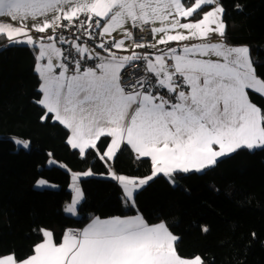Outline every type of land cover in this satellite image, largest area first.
Returning a JSON list of instances; mask_svg holds the SVG:
<instances>
[{
	"label": "snow or ice",
	"instance_id": "obj_1",
	"mask_svg": "<svg viewBox=\"0 0 264 264\" xmlns=\"http://www.w3.org/2000/svg\"><path fill=\"white\" fill-rule=\"evenodd\" d=\"M223 13L217 0H0V37L38 47L41 120L62 124L81 157L92 151L110 164L128 147L150 158L148 177L110 172L125 202L134 205L138 191L158 175L174 183L176 174L201 172L242 147H264V110L249 95L264 96V79L247 46L213 42L225 36ZM145 27L149 42L135 35ZM48 30L53 34L45 36ZM82 36L98 41L106 55L81 43ZM57 43L72 45L74 53L65 54ZM136 62L148 75L127 85L122 70ZM16 143L27 148L30 141ZM81 175L93 172L72 174L68 212L83 198ZM41 233L30 254H0V264H204L200 255H181L179 237L166 222L150 224L142 215L97 216L60 240L50 230Z\"/></svg>",
	"mask_w": 264,
	"mask_h": 264
},
{
	"label": "trees",
	"instance_id": "obj_2",
	"mask_svg": "<svg viewBox=\"0 0 264 264\" xmlns=\"http://www.w3.org/2000/svg\"><path fill=\"white\" fill-rule=\"evenodd\" d=\"M219 2L226 24L223 39L247 46L256 74L264 79V0ZM36 62L34 47L0 37V254H30L42 229L60 240L95 215L139 212L150 224L166 222L179 237L183 256L200 255L204 264H264V147H242L201 172L176 174L174 183L158 175L138 191L134 205L126 203L118 182L101 176L110 164L92 151L81 157L67 143L62 124L41 120ZM249 95L264 110V97ZM17 138L30 141L29 146L16 143ZM112 166L127 176L152 173L150 159L128 147H122ZM89 169L93 175L78 181L84 194L78 214H68L72 173ZM40 178L48 182L43 187L37 186Z\"/></svg>",
	"mask_w": 264,
	"mask_h": 264
},
{
	"label": "built area",
	"instance_id": "obj_3",
	"mask_svg": "<svg viewBox=\"0 0 264 264\" xmlns=\"http://www.w3.org/2000/svg\"><path fill=\"white\" fill-rule=\"evenodd\" d=\"M83 18V17H82ZM73 32L75 33V36H80L79 32H75V30H73ZM52 31L48 30L44 35L48 36V35H52ZM135 35L137 36H142L144 38V42H149L152 40V36L150 35V29L145 27L144 30L137 32ZM64 36L66 39L68 40H73L74 36L72 33L68 32L67 30L64 31ZM81 43H86L88 46L93 47L97 50H100L97 46L98 41L93 42L91 40L88 39V37L86 36H82L81 37ZM59 45L64 49L65 54H67V52L69 50H72L74 53V48L72 47V45H61L59 43ZM160 47H164V46H160ZM102 50V49H101ZM103 51V50H102ZM136 51H141V50H136ZM149 51H156L155 49H150ZM91 61H89V65H91ZM124 73H128V76H125ZM122 77H123V83L127 84V85H131L133 83H135L136 80H138L141 76L144 75H148L145 71H144V66L141 62H136L134 65H130L128 67H126V69H124L121 73ZM163 92V90H162ZM73 231H78V229H71Z\"/></svg>",
	"mask_w": 264,
	"mask_h": 264
},
{
	"label": "crops",
	"instance_id": "obj_4",
	"mask_svg": "<svg viewBox=\"0 0 264 264\" xmlns=\"http://www.w3.org/2000/svg\"><path fill=\"white\" fill-rule=\"evenodd\" d=\"M217 3L219 4V5H221V3L219 2V0H217ZM222 6V5H221ZM208 10H210V8L209 9H207L206 11H208ZM222 19H223V17H222ZM31 35L33 36V37H36L38 34L35 32V31H33L32 33H31ZM113 35L115 36V38L116 39H121L122 38V36H123V34L122 33H113ZM213 42H221V41H223L224 43H226L227 45H229L226 41H225V39H223V37H218V36H213ZM48 41L47 40H45V43H47ZM195 42H198V41H193V43H195ZM26 45V44H25ZM31 47H34V46H32V45H30ZM172 46H177L176 45V43L175 42H173V44H172ZM229 46H232V45H229ZM237 46H245V45H237ZM57 47H61L60 45H59V43H57ZM90 49H93V47H90V46H88ZM34 49H35V52H36V59L38 58V55H39V51H38V47H34ZM95 49V48H94ZM95 51H97V52H100L102 55H106V53H104L101 49L100 50H97V49H95ZM113 51H115L118 55H127V54H129V53H126V52H123V51H121V50H117V49H113ZM38 63H42L41 61H38V59H37V62H36V66H37V64ZM130 66V65H129ZM253 66H254V64H253ZM126 67H128V66H126ZM126 67L124 68V69H126ZM123 69V70H124ZM122 70V71H123ZM37 72V71H36ZM258 76V75H257ZM259 77V76H258ZM260 78V77H259ZM40 84H41V78H40ZM250 91L251 90H249V93H250ZM42 95V94H41ZM264 97V96H263ZM251 100V99H250ZM253 103H255L253 100H251ZM256 104V103H255ZM258 106V105H257ZM77 150V149H76ZM79 152V151H78ZM147 158V157H146ZM115 159V158H114ZM150 159V158H149ZM151 161V160H150ZM112 162L113 161H111L110 162V170H109V172L108 173H106V175H105V177L107 176V177H110V178H112V176L110 175V172L111 171H115L116 173H117V171L115 170V168L112 166ZM87 171V170H86ZM74 173H83V172H85V171H81V172H75V171H73ZM73 174V173H72ZM117 174H120V173H117ZM121 175H123V174H121ZM151 174H149V175H147V177L148 176H150ZM82 177H85L84 175H81V177H80V179L82 178ZM144 177H146V176H143V177H137V178H144ZM79 179V180H80ZM113 179V178H112ZM72 183H73V181H72ZM77 183H78V186L80 187V185H79V182L77 181ZM73 190V189H72ZM74 195H75V193H74V191H73V198H72V200L65 206L66 207V209H67V206L69 205V204H71L72 203V201H73V199H74ZM83 198H84V194H83ZM83 198L79 201V203H77L76 204V206H75V212H68L67 210V213L68 214H73V215H77L78 214V206H79V204L81 203V201L83 200ZM135 215H142L141 213H139V212H136V213H133L132 215H120V217H125V216H135ZM95 217H97L96 215L94 216V217H92V219H94ZM99 217V216H98ZM111 217H115V216H107L106 218H102V217H100L101 219H108V218H111ZM144 217V216H143ZM92 219H90L85 225H83V227L82 228H78V231L79 230H81V229H83L84 227H87V225L89 224V223H91V221H92ZM144 219L146 220V218L144 217ZM147 221V220H146ZM159 222H161V221H159ZM159 222H157V223H159Z\"/></svg>",
	"mask_w": 264,
	"mask_h": 264
},
{
	"label": "rangeland",
	"instance_id": "obj_5",
	"mask_svg": "<svg viewBox=\"0 0 264 264\" xmlns=\"http://www.w3.org/2000/svg\"><path fill=\"white\" fill-rule=\"evenodd\" d=\"M17 140H23V139H19V138H17L16 141H17ZM20 145H22V144H20ZM51 161H52V160L49 161L48 165H51ZM73 173H74V172H73ZM101 176H102V177H105V175H101ZM85 177H88V176H85ZM106 177H107V176H106ZM130 177H135V176H131V175H130ZM146 177H147V176H146ZM144 178H145V177H144ZM37 186H38V185H37ZM38 187H43V186H38ZM80 188H81V187H80ZM81 190H82V189H81ZM74 196H75V195H74ZM81 202H82V201H81Z\"/></svg>",
	"mask_w": 264,
	"mask_h": 264
}]
</instances>
